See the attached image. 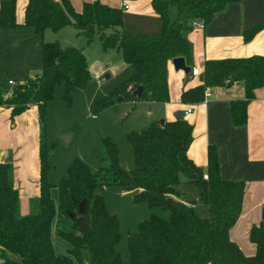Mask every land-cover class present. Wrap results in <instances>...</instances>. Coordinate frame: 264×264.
<instances>
[{
  "label": "trees",
  "instance_id": "obj_1",
  "mask_svg": "<svg viewBox=\"0 0 264 264\" xmlns=\"http://www.w3.org/2000/svg\"><path fill=\"white\" fill-rule=\"evenodd\" d=\"M16 0H0V26L14 27ZM160 16L161 32L148 36L130 31L122 25V11L98 1L85 2L75 12L69 0H27L24 24L36 32L57 31L70 25L85 36H95L103 51L115 49L133 71L109 96L94 102V113L110 107L118 97L149 102L168 101L166 68L173 57L188 58L190 48L184 38L193 21H211L215 12L230 2L240 0H151ZM260 28L246 30L244 41ZM42 70L23 84L8 87L0 83V105L10 108L11 117L35 104L39 135V195L29 201L30 213L20 215L18 191L13 187L12 164L0 162V245L1 264H264V220L253 225L249 241L255 244L253 256H245L229 239L243 202L244 183L228 181L220 176L218 160L209 148L206 172L186 154L192 141V126L183 118L172 122L157 121L139 131L127 133L134 156L132 169L119 166L118 149L112 141L102 140L106 164L91 171L85 163L74 159L67 175L57 184L48 181V154L45 144V106L54 89L64 84L62 98L70 100V92L84 89L92 80L83 51L60 46L58 42L42 43ZM201 85L182 91L184 103L202 101L204 90L230 86L241 81L245 96L233 101L231 122L246 123V108L254 89L264 85V56L206 60ZM141 87L138 98L133 91ZM185 178L198 189L199 199L208 207V216L194 211V200H186L178 186ZM116 185L132 192V202L146 203L149 208L168 211V218L150 214L127 237L128 260L124 261L115 246L119 241V221L106 210L98 187ZM57 190V202L51 188ZM83 201L84 212L79 214ZM60 214L70 220L68 230L58 229L57 236L69 244L66 254L56 253L51 241L52 219ZM69 214H73L72 217ZM87 223L81 233L77 218ZM20 257V262L7 253Z\"/></svg>",
  "mask_w": 264,
  "mask_h": 264
},
{
  "label": "crops",
  "instance_id": "obj_2",
  "mask_svg": "<svg viewBox=\"0 0 264 264\" xmlns=\"http://www.w3.org/2000/svg\"><path fill=\"white\" fill-rule=\"evenodd\" d=\"M91 1L120 9L123 17L122 25L130 31L148 36L159 35L161 32L162 22L160 16L154 12L151 0H69V3L75 12H80L85 2L91 3ZM26 4L27 0L15 1L16 25L14 27L0 26V83L3 82L8 87H10L8 80L24 82L40 74L42 43L55 41L60 46H67L65 37L60 38L57 35L59 32L74 35L75 39L83 36L70 25L61 27L57 31L45 29L42 33L36 32L32 26L24 24ZM123 4H127L128 7L124 8ZM256 27L260 29L249 40L244 41L243 35L246 30ZM184 38L190 48L189 57H183L184 62L191 69L197 68L201 74L206 60L262 57L264 56V0L230 2L222 10L215 12L211 21L204 24L202 28L191 27L186 30ZM76 48L83 51L90 76L93 72H98V62H89L86 50L80 46ZM102 55L106 60L103 61L107 67L105 72L118 71L120 67L129 70V75L133 71L132 65L123 62L120 53L115 49L103 51ZM200 75L191 76L190 71L185 74L182 70H176L170 59L166 68L168 101L155 103L144 100H124L123 97H118L110 107L133 102L138 107L135 109L137 113L144 116L146 126L159 120L172 122L177 119V113H183L182 118L192 126V141L186 152L188 158L205 173L208 162L207 151L211 148L216 153L221 178L244 183L240 215L229 229V239L245 256L251 257L256 251V246L249 241L250 228L264 220L262 218L264 210V85L254 89V96L246 105V123L235 125L231 122L230 104L235 100L244 99L242 82L234 81L230 86L206 88L205 90L211 94L208 97L203 95L202 101L198 103L182 102V91L202 84L203 80L199 81ZM188 108H192L191 112L184 114ZM39 135L40 128L35 104L15 117H11L9 107L0 105V162L9 161L12 164L13 187L18 191L20 215L30 213L29 201L39 195ZM181 183L190 184L191 182L183 178ZM179 191L182 193L180 189ZM121 193L132 194L131 191H124L123 188ZM51 197L56 204L55 187L51 188ZM198 199L197 189L194 211L201 217L208 216L207 205ZM56 216L54 217L57 219L60 215ZM54 217L50 230L53 248L56 253L66 254L63 246L69 247V244L57 236L58 229L55 226ZM69 224L70 220L65 230H68ZM2 251L3 248L0 245V264L3 261ZM7 253L12 259L20 262L17 254Z\"/></svg>",
  "mask_w": 264,
  "mask_h": 264
},
{
  "label": "rangeland",
  "instance_id": "obj_3",
  "mask_svg": "<svg viewBox=\"0 0 264 264\" xmlns=\"http://www.w3.org/2000/svg\"><path fill=\"white\" fill-rule=\"evenodd\" d=\"M57 35L60 38L65 37L67 46L83 47L88 61L98 62L99 71L93 72L92 81L84 89L71 91L69 101L62 98L64 84L61 83L55 87L53 98L46 103L44 128L45 144L50 149L47 172L49 183L55 185L66 177L67 168L74 159L85 163L93 172L99 166L106 164L102 140L112 141L116 145L119 166L122 169H132L134 156L126 135L146 127L144 116L135 110L138 107L133 102H125L111 106L102 112L91 111V106L96 100L109 96L110 91L126 80L129 70L120 67L118 71L105 72L107 67L103 61L106 60L102 55L103 50L97 36L89 43L85 36L75 39V36L69 33L59 32ZM95 74L101 75L100 83L94 79ZM105 75L110 77L105 79ZM180 185L179 189L183 197L186 200L195 201L197 187L192 183H180ZM96 193L103 197L107 212L118 218L120 238L116 249L124 261L128 260L127 237L129 232L137 230L139 222L149 218L150 214L163 218L169 217L165 209L160 207L151 209L146 203L132 202V194L121 193V187L116 185L98 187ZM68 221V218L60 215L56 219L55 226L57 229L65 230ZM57 244H59L58 241ZM65 249H68L66 245L63 246V250Z\"/></svg>",
  "mask_w": 264,
  "mask_h": 264
},
{
  "label": "water",
  "instance_id": "obj_4",
  "mask_svg": "<svg viewBox=\"0 0 264 264\" xmlns=\"http://www.w3.org/2000/svg\"><path fill=\"white\" fill-rule=\"evenodd\" d=\"M171 62H172L173 66H174V68L176 70H182L185 74L188 73L191 70V68L189 66H187L186 63L184 62L183 57H180V56L173 57V58H171ZM105 78H108V75H105ZM202 80H203V75L201 74L200 78H199V81L202 82ZM140 92H141V87H137L133 91V94H135L139 98L140 97ZM182 116H183L182 112H179V113L176 114V118L177 119L182 118ZM84 210H85V208H84V204H83V201H82L80 203V205H79V210H78L79 214H82L84 212ZM262 213H263L262 218L264 219V210H263ZM69 216L72 217L73 214H69ZM76 220L78 222L79 231L81 233H83L88 227L87 223H85L84 220L81 219L80 217H78Z\"/></svg>",
  "mask_w": 264,
  "mask_h": 264
},
{
  "label": "built area",
  "instance_id": "obj_5",
  "mask_svg": "<svg viewBox=\"0 0 264 264\" xmlns=\"http://www.w3.org/2000/svg\"><path fill=\"white\" fill-rule=\"evenodd\" d=\"M123 7H124V8H127L128 5H127V4H123ZM203 26H204V24H203V22H202L201 20H199V21H193V22L191 23V27H192V28L200 29V28H202ZM200 74H201V72H200L197 68H192V69L190 70V75H191V76H198V75H200ZM94 79L97 80L98 83H100V82L102 81V77H101L100 74H95ZM7 83H8V85H9L10 87H13V86L16 85V82H14V81H12V80H8ZM19 83L23 84V82H19ZM210 94H211V93H210L208 90H205V91H204V97H208ZM191 110H192V108H188V109L185 111L184 114H187V113L191 112Z\"/></svg>",
  "mask_w": 264,
  "mask_h": 264
}]
</instances>
